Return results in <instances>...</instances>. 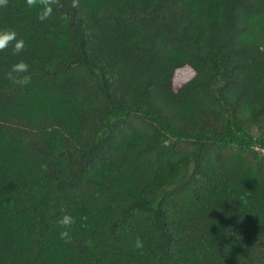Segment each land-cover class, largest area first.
<instances>
[{"label":"trees","instance_id":"16d2710c","mask_svg":"<svg viewBox=\"0 0 264 264\" xmlns=\"http://www.w3.org/2000/svg\"><path fill=\"white\" fill-rule=\"evenodd\" d=\"M49 2L0 5V264H264V0Z\"/></svg>","mask_w":264,"mask_h":264},{"label":"clouds","instance_id":"9594fccd","mask_svg":"<svg viewBox=\"0 0 264 264\" xmlns=\"http://www.w3.org/2000/svg\"><path fill=\"white\" fill-rule=\"evenodd\" d=\"M7 0H0V5H4ZM43 5L42 10L39 12V19L44 20L48 16L52 14L53 6L49 0H25L27 7L31 8L37 5V3ZM17 33L14 30L10 29H0V49H4L8 46L10 41H15L13 45V51L19 53L25 45L23 39H16ZM28 68V64L20 60L12 65V69L9 72V76L15 79L13 73H25ZM28 77L25 75L24 80L27 81ZM60 225L69 226L73 223V218L69 214H64L58 220ZM61 237H68L69 233L67 227L63 231L60 232ZM136 247H142V241L137 239Z\"/></svg>","mask_w":264,"mask_h":264},{"label":"rangeland","instance_id":"374dc122","mask_svg":"<svg viewBox=\"0 0 264 264\" xmlns=\"http://www.w3.org/2000/svg\"><path fill=\"white\" fill-rule=\"evenodd\" d=\"M252 131V133L254 134V135H259L260 134V130L258 129V128H254L253 130H251Z\"/></svg>","mask_w":264,"mask_h":264}]
</instances>
